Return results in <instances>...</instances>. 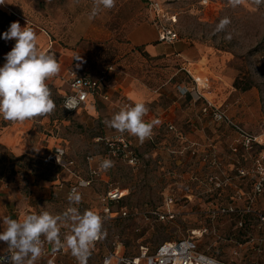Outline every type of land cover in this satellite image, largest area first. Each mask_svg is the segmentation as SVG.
<instances>
[{
  "label": "rangeland",
  "instance_id": "374dc122",
  "mask_svg": "<svg viewBox=\"0 0 264 264\" xmlns=\"http://www.w3.org/2000/svg\"><path fill=\"white\" fill-rule=\"evenodd\" d=\"M147 1L116 0L115 7L90 20L93 0H4L0 4V67L15 44V40L3 39L15 18L10 10L29 22L40 51L44 44L39 35L44 31L57 45L46 53L57 58L60 51L80 48L85 61L78 69L86 71L90 65L101 73L117 55L125 53L119 45L126 41L129 17L132 25L137 21L151 24ZM153 1L176 12L179 38L161 43L159 47L167 51L158 58L144 56L147 61L139 57L132 62L137 67L144 63L140 75L150 92L159 93L156 102L160 108L171 105V121L153 127L151 137L143 142L125 132L137 154L136 163L112 157L113 166L104 178L102 174L92 177L89 167L108 158L102 139L118 132L104 121L120 109L113 106L117 111L110 116L105 113L110 105L99 100L98 114L88 119L78 111H64L61 92L50 89L55 110L49 120L43 124L34 121L33 128L15 143L19 150L0 143V231L6 228L4 217L22 220L44 211L60 215L75 206L103 218L102 238L91 247L87 264H102L106 249L134 256L144 246L152 253L162 242L187 238L194 230L198 231L200 252L227 264H264V225L258 222V215L264 212V190L255 186L259 178L256 159L264 151V4L257 6L253 0L240 4L207 0L206 5L201 4L203 0ZM225 18L230 23L220 30ZM148 30L155 41L156 29L149 26ZM189 62L202 67L195 76L209 79V87L201 93L248 133L261 137V143L245 148L229 125L201 113V105L190 100L189 90L180 93L178 86L188 89L193 85L192 77L180 69ZM42 132L64 148L66 166L54 164L53 144L48 146ZM40 180L52 182L50 193L34 200L30 187ZM110 185L125 193L109 204L111 210L123 208L126 216H102ZM74 188L82 197L78 205L68 201ZM168 210L174 213L169 220L154 213ZM68 231L61 227L62 239ZM0 246L8 247L3 241ZM49 255L54 264H78L70 250H54L47 242L35 264H46Z\"/></svg>",
  "mask_w": 264,
  "mask_h": 264
},
{
  "label": "clouds",
  "instance_id": "9594fccd",
  "mask_svg": "<svg viewBox=\"0 0 264 264\" xmlns=\"http://www.w3.org/2000/svg\"><path fill=\"white\" fill-rule=\"evenodd\" d=\"M242 2L232 0L233 4ZM253 2L257 6L264 4V0ZM3 3L4 0H0V4ZM115 4L116 0H93L88 18L94 19L101 11L115 7ZM229 23L230 20L225 18L218 28L223 30ZM3 39L15 40V44L0 67V116L16 123L51 114L55 110V102L46 81L60 72L61 66L56 57L38 49L37 34L28 24L21 27L19 22H12L3 33ZM148 111L144 103L127 104L104 123L143 142L151 137L155 123L145 121ZM112 166L113 162L108 159L100 164L103 170ZM81 199L75 189L68 195L70 205H78ZM2 223L6 228L0 231V241L8 245L10 253L2 264H35L44 252L45 242L52 244L54 250L67 248L78 264H87L91 247L103 235V218L93 210L81 212L75 206L68 207L60 215L44 211L28 214L22 220L4 217ZM61 227L69 230L63 239Z\"/></svg>",
  "mask_w": 264,
  "mask_h": 264
},
{
  "label": "built area",
  "instance_id": "2783aa9c",
  "mask_svg": "<svg viewBox=\"0 0 264 264\" xmlns=\"http://www.w3.org/2000/svg\"><path fill=\"white\" fill-rule=\"evenodd\" d=\"M202 5L207 4V0L201 2ZM148 13L150 21L157 32V40L161 43L170 44L178 40L179 33L176 29L177 14L168 9L163 3L158 1H147ZM112 69L111 66L101 71L97 78H91L84 74H78L70 71L67 75V84L69 91L62 97L61 106L66 112H72L80 108L87 100L89 95H95L98 85L106 78L107 71ZM192 83L196 91L201 92L202 89L209 87V79L203 77H192ZM180 93L185 94L188 89L184 86H178ZM131 103H125V105ZM202 112L210 116L213 121L224 122L229 125L239 136L240 143L245 148H251L254 143H261L263 137H258L248 133L240 124L234 122L224 110L217 107L212 101L204 98V106ZM169 128H172L169 125ZM107 150V159L114 157H122L127 163L134 164L137 161V154L132 149L131 140L125 133L117 132L113 137H105L102 139ZM236 150V148H233ZM65 150L62 146H56L53 149V162L59 166H66L64 161ZM264 151L260 159H256V169H258L259 178L255 182L258 191L264 190ZM90 160V159H88ZM109 169L103 170L100 165L98 167H89L92 177H98ZM89 184V181L87 182ZM75 189V188H74ZM125 195L124 190L118 187L109 186L103 201L106 205L102 208V216L105 218H113L116 214L126 216L127 212L121 208L119 210H111L109 204L118 202ZM172 203V199L168 200ZM232 210V208H230ZM155 215L161 220H169L173 218L174 213L168 211H154ZM258 222L264 225V212L258 215ZM198 231H192L187 238L178 240H169L159 244L152 253H147V248L140 247V253L134 256H127L119 253L118 249H106L102 255V264H227L208 254L200 252L197 249L196 238ZM264 234V229H263ZM100 240V239H99ZM98 240V241H99ZM97 242V241H96ZM95 242V243H96ZM44 253V252H43ZM10 253H0V264L8 257ZM52 256L49 255L46 264H54Z\"/></svg>",
  "mask_w": 264,
  "mask_h": 264
},
{
  "label": "crops",
  "instance_id": "0c3cea01",
  "mask_svg": "<svg viewBox=\"0 0 264 264\" xmlns=\"http://www.w3.org/2000/svg\"><path fill=\"white\" fill-rule=\"evenodd\" d=\"M0 7L2 8V6ZM10 12L15 16V18L12 19L11 23L19 22L21 27H24L27 23L29 26V22L25 18L19 16L11 10ZM126 22L130 25V29L127 32L126 41L119 45V47L122 46L125 49V53L122 56L117 55L114 60L115 62H112L104 69H102L105 70L109 66H111L112 68L107 71L105 80L98 85L95 95H89L83 105L75 111H78V114L86 116V118L90 119V117H95L98 114L97 102L99 100L102 102L105 101L110 105L105 107V113L110 114V116L117 111V109L113 106L121 109L125 105V103L135 104L137 102H141L144 103L149 110L144 117L145 121L155 122L154 127H159L161 124L171 121V105L166 108H160V106H158V102L156 101L158 100L157 96L159 95V93L150 92L147 85L143 81V76L140 75L143 74L142 65L144 63H140L139 67H137V65H135V62H132V59L134 58L138 60V58L141 57V60H144V62L147 61L144 56L147 58L156 59L163 53H166L167 49L159 47L161 42L157 40V32L155 41L150 37L148 27H154L151 21V24L137 21L132 25V18L129 17ZM45 34L48 36V34L43 31V34L41 33L39 35V39L43 41V52L46 53L52 48H57V45L50 39L49 36L47 39ZM78 57H80V59H77ZM84 58V51L80 48H77L75 52L72 50L60 51L59 56H57L56 58L61 66L60 72L46 81L48 87L51 90L56 89L57 91L61 92L63 97L69 91V87L67 84V75L70 71H75L78 74H84L91 78H97L100 74V71L97 72L95 69L90 67V65H88V67H85L86 71H81L78 69L80 67H83L85 61ZM180 69H183L188 74V77H196V74L193 73H200L202 71V67L200 65L191 62L187 63V65L185 66H181ZM177 73L178 71H176L174 75L177 76ZM197 77H202V75H197ZM188 90L190 94V100L201 105V113L205 116L206 114L202 112V108L204 106V98L207 97L201 92L196 91L194 85L188 88ZM155 106L158 107L157 109H160L159 113H157ZM48 118L49 115H45L42 117L29 119L30 121L25 120L24 122L13 123L4 120L3 117L0 116V121H5V125L0 124V143L6 146H10L14 150H19V148H16L15 143H19L22 140L23 136H25L27 132L31 130V128H33L31 127V124L34 121L35 123L38 122L39 124H43L44 122H47L49 120ZM42 128L45 130V127ZM42 135L45 138V141L48 142V146L53 144L51 147L52 149H54V147L56 146H61L59 143L54 144V137L48 134H44L43 132ZM127 136H130V134H128ZM98 166L99 165L93 167ZM102 176L104 178L105 173H103ZM49 180L54 181L52 178ZM51 183L52 182L46 180H40L36 185H31L30 188L32 190V197L34 198V200L46 198L50 193L49 187L51 186ZM6 251L7 249H3V247L0 246V253Z\"/></svg>",
  "mask_w": 264,
  "mask_h": 264
},
{
  "label": "trees",
  "instance_id": "16d2710c",
  "mask_svg": "<svg viewBox=\"0 0 264 264\" xmlns=\"http://www.w3.org/2000/svg\"><path fill=\"white\" fill-rule=\"evenodd\" d=\"M234 85H235V87H237L238 88V82L237 81H235L234 82ZM250 87V85L248 84V85H246L243 89L245 90V89H248ZM156 249V248H155ZM154 249V250H155Z\"/></svg>",
  "mask_w": 264,
  "mask_h": 264
}]
</instances>
